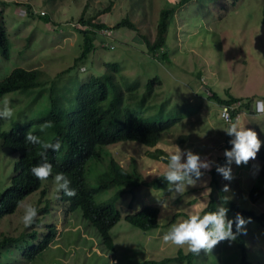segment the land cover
Here are the masks:
<instances>
[{"label":"rangeland","instance_id":"rangeland-1","mask_svg":"<svg viewBox=\"0 0 264 264\" xmlns=\"http://www.w3.org/2000/svg\"><path fill=\"white\" fill-rule=\"evenodd\" d=\"M180 1L0 0V28L5 31L10 48L8 56L0 52V81L21 67L38 70L43 81L56 80L59 96L62 94L59 89H65L63 86L76 94L81 84L87 83L92 76L107 73L111 64L117 68L113 72L114 78L131 106H135V100L127 87L134 86L141 98L147 94L146 84L159 77L161 83H157L148 96L150 107L146 113L164 112L179 117L178 123L164 134L155 148L127 143L106 149L124 168L130 169L135 163L142 182L139 187L126 191L117 202L122 219L111 230L114 251L105 248L96 228L83 218L80 209L68 214L67 202L62 204L54 179H46L42 187L47 189V199L42 205L40 203L46 212L38 214L40 220L36 229L41 237L42 232L47 231L46 224H54L59 232L56 239L35 260L27 262L22 252L41 238L35 240L30 235L24 236L16 242L17 248H11L10 258L2 261L7 260L9 264H144L174 259L179 251L189 253L187 245L166 243L161 236L171 223L201 212L210 201L212 191L217 204L222 202L219 190L211 182L217 164H226L223 153L228 135L220 129L226 124L220 118L221 105L212 97L217 94L228 99L231 95L243 103H250L251 108L255 107L256 99L264 98V0L183 1L168 29L166 46L156 56L137 35L153 42L162 9ZM27 9L33 16L26 13ZM44 15L48 16L49 22L41 19ZM81 18H94L93 23L105 24L106 28L94 37L95 49L88 60L77 64L76 59L84 47L81 31L90 29L80 23ZM126 18L136 25L138 32L117 27ZM162 55L166 57L162 58ZM177 81L181 82L180 87ZM42 92L48 94L49 87ZM16 93L4 96L13 108L10 119H24L27 109L32 116L47 113L41 96L35 97L37 91ZM241 111L245 126L254 129L258 138L264 141V114H257L255 109L242 108ZM10 119H0V131L12 129ZM176 145L182 150L200 153L214 163L210 169L202 170L204 174L195 185L188 186L184 193L173 198L168 185L155 189L151 182L163 175L167 156ZM158 150L163 151V155L157 160L151 158L150 154H158ZM16 158L10 148L2 145L0 138V196L11 185ZM219 159L223 162L219 163ZM230 166L231 180L215 172L221 188L225 184L229 186L224 195H229L244 209L264 212V195L256 203L248 197L250 189L261 183L257 180H264L259 176L257 155L246 164L233 162ZM262 182L260 188L264 189ZM111 196L106 191L100 192L97 201H108ZM40 198V193L35 192L24 200L16 213L0 221V241L33 231L23 224L21 216L25 204L36 207ZM145 205L160 209L158 227L147 232L124 219ZM246 227V234H242L248 247V260L251 264H264V228L252 218ZM240 262L236 242L222 240L210 252L205 253L202 249L193 264Z\"/></svg>","mask_w":264,"mask_h":264},{"label":"trees","instance_id":"trees-1","mask_svg":"<svg viewBox=\"0 0 264 264\" xmlns=\"http://www.w3.org/2000/svg\"><path fill=\"white\" fill-rule=\"evenodd\" d=\"M183 1L187 0H182L173 6L168 5L167 8L162 9L157 25V35L153 42L145 36L137 35L139 39L144 41L148 51L152 54L157 56V53L165 48L168 29L174 21L177 7L182 5ZM29 12L33 16L31 11L27 9L26 13L29 14ZM40 17L45 22H49L48 16ZM93 19H80V23L86 28L90 27V29L81 31L84 35V47L76 59L77 64L88 60L95 49L94 37H97L98 33L106 28L105 24L93 23ZM117 27H128L130 30L138 32L136 25L128 18L124 19ZM138 38L136 37V39ZM9 50L5 31L0 28V52L8 56ZM161 57L166 56L162 55ZM116 69V66L109 64L107 73L101 76H92L87 83L79 86L76 94L63 86L65 89H59V92H62L61 96L56 93L58 90L56 80L52 82L43 81L38 70H26L19 67L0 81V98L16 92L17 95L23 92L37 91L35 97L41 96V102L47 108L46 114L34 116L27 109L24 119L18 121L10 119L12 129L0 131V137L5 140L4 146L19 153L11 185L0 198V221L4 217L16 213L18 207L40 188V182L31 174L30 167L42 160V145H32L24 140L26 132L31 131L45 142L61 140V149L59 151L49 149L46 156L52 163L55 173L63 172L71 180V186L77 190L76 195L72 197L65 196L62 192L61 199H67L69 203L68 212L80 209L83 218L96 228L105 248L108 251L115 250L111 230L122 219L117 202L126 191L139 187L142 182L135 163L130 169L124 168L105 149L107 147L113 149L114 145L127 143L155 148L164 134L178 123L177 118H179L178 116L165 115L164 112L151 115L146 113L150 107L147 101L148 96L152 93L154 86L161 83L159 77H155L146 84L147 94L141 98L137 96L139 93L134 86L127 87L132 100H135V106H131L124 96L123 89L114 78L113 72H116ZM48 87L50 90L48 94L42 92L44 88ZM38 88L40 90H36ZM64 91L66 95L63 94ZM212 98L221 106L242 101L231 95L228 99H223L214 94ZM242 108L246 110L255 109V107L251 108L250 103H242L240 109ZM236 116L237 112H233L232 118ZM46 123L47 127H44ZM229 139L228 136L225 148L231 147L228 143ZM163 153V151L158 150V154L151 153L150 157L157 160L158 156L163 155ZM60 154L63 155L62 159H60ZM257 159L260 164L259 176L264 178V143L257 153ZM222 162L223 159H219V163ZM215 172L216 169L212 172L211 185L219 190L222 197L224 191ZM94 181L95 183H93ZM262 181L264 180H257V182L263 183ZM261 183H256V186L252 187L248 193V197L253 203L259 202L263 198L264 189L260 188ZM151 185L155 189H162L167 186V182L161 175L154 179ZM103 191L112 196L108 201L98 202L97 195ZM213 194L214 191L211 193L207 206L201 212L215 209L217 202L213 198ZM41 198L43 199L42 194ZM40 203L39 200L36 206L38 213L46 212V209L41 211L38 207ZM227 206L229 217L240 212L244 217H251L259 222L264 228V212L258 213L254 210L244 209L231 199L227 202ZM159 213L160 209L157 206L145 205L138 212L127 214L124 219L131 225L147 232L158 227ZM39 220L37 216L35 223L31 225L32 227L27 226L28 230L33 229L32 232L24 231L18 238L5 237L0 241V264H9L7 260L2 261V259L10 258L11 248L13 246L17 248L16 242L24 236L30 235L35 240L41 238V241L32 244L31 247L22 252V256L27 262L35 260L38 255L50 247V244L56 239L57 228L54 224H46L45 227L48 232H42V236L39 237V232L36 229ZM235 242L240 254V264H251L248 260V247L243 234ZM196 255L198 254L190 251L188 254L179 251L178 256L174 259L146 261L144 264H170L173 261L193 264Z\"/></svg>","mask_w":264,"mask_h":264},{"label":"clouds","instance_id":"clouds-1","mask_svg":"<svg viewBox=\"0 0 264 264\" xmlns=\"http://www.w3.org/2000/svg\"><path fill=\"white\" fill-rule=\"evenodd\" d=\"M177 86L180 87L181 82L177 81ZM254 104L255 112L257 114H264V98L256 99ZM223 115L226 124L220 129L230 137L228 143L231 147L224 149L223 154L226 158V164H217L216 171L224 179L231 180L233 177L230 165L233 162L237 165L241 163L246 164L250 158L254 159L264 141L258 138L257 132L254 129L245 126L246 123L242 122L240 115L231 118L227 109H225ZM12 117L13 108L10 106L9 99L7 97L0 98V119H10ZM44 127H47V123ZM0 138L4 146L5 140L3 137ZM24 140L32 145H42V160L30 167L31 174L40 182V188L38 187L39 189L36 192L43 196V199H39L41 205L47 199V189L42 187L43 180L46 179H54L57 194L60 193V199L62 192L68 197L75 196L77 190L71 186V180L63 172L55 173L52 163L49 162L46 156L49 149L53 151L61 149V140L56 139L54 142H45L31 131L26 132ZM12 151L17 156L16 163L19 159V153L14 150ZM213 163L214 161L203 158L200 153L193 152L190 149L182 150L176 145L175 150L168 154L166 167L163 171V179L167 182L173 198L177 194L184 193L188 186L195 185L204 174L202 170L210 169ZM223 191H229L227 184L224 185ZM230 199L229 195H224L221 197L222 202L216 204L214 210L194 212L179 222L171 223L167 230L162 233L161 239L166 243L170 242L177 246L187 245L188 250L194 254H200L202 249L205 253L210 252L213 246L222 240L235 241L242 233L246 234V225L250 223L251 217L246 218L240 212H236L234 216L229 217L227 215L229 212L227 202ZM61 201L63 205L67 202L68 212L69 203L67 199H61ZM38 207L40 208L41 206L39 205ZM40 209L42 211L45 208L41 207ZM38 214L37 207L32 204H25L21 220L26 227L31 226L35 223Z\"/></svg>","mask_w":264,"mask_h":264},{"label":"built area","instance_id":"built-area-1","mask_svg":"<svg viewBox=\"0 0 264 264\" xmlns=\"http://www.w3.org/2000/svg\"><path fill=\"white\" fill-rule=\"evenodd\" d=\"M242 103H243L242 101H239V102H237L235 104H232V105H223V106H221V111H220V113H221V117H220L221 120L226 123V121L224 119V115H223L225 109H227L228 114H229V116L231 118H232L233 112H237V115H240V117H242V114H241L242 111L240 109V106H241ZM238 110H239V112H238Z\"/></svg>","mask_w":264,"mask_h":264}]
</instances>
